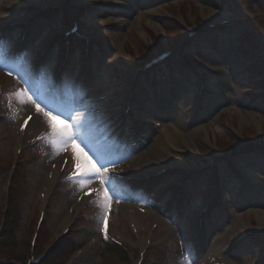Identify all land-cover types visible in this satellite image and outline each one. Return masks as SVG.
<instances>
[{
    "label": "rangeland",
    "instance_id": "1",
    "mask_svg": "<svg viewBox=\"0 0 264 264\" xmlns=\"http://www.w3.org/2000/svg\"><path fill=\"white\" fill-rule=\"evenodd\" d=\"M213 2L217 8L206 0H0L6 38L0 40V231L9 196L18 213L17 246L6 254L0 245V264H26L32 253L37 258L46 251L38 264L46 259L65 264L77 248L72 264H132L145 249L143 264H226L225 254L238 264H264V221L257 218L264 219V88L259 87L264 77L251 73L256 61L264 66V0ZM72 19L80 34L96 40L81 65L73 39L62 71L66 93L57 95L55 105L58 38L72 29ZM26 23V42L17 45ZM190 33L183 53L175 50L142 71L150 58L173 46L172 38L179 43ZM234 38L249 44L243 41L242 57L235 55ZM179 55L202 73L201 94ZM75 77L83 82L70 110L61 96L69 99ZM21 91L26 97L17 95ZM29 96L41 108L52 103L61 112L57 116L50 109L71 127L72 145L60 151L49 142L44 115L39 129L30 133L27 127L21 138L19 126L30 117L23 98ZM191 129H197L192 150L182 143ZM160 140L186 174L169 172L134 184L112 176ZM83 155L106 166L101 171L107 183L81 176L87 169ZM56 169L49 196L41 198ZM98 182L103 194L95 195L91 184ZM43 207L45 220L31 248ZM204 208L198 229L196 216ZM235 220L249 229L243 232ZM67 221L70 232L56 239ZM253 231L260 234L247 236ZM107 242L119 250L107 248ZM63 243L67 248L58 254L55 248Z\"/></svg>",
    "mask_w": 264,
    "mask_h": 264
},
{
    "label": "bare ground",
    "instance_id": "2",
    "mask_svg": "<svg viewBox=\"0 0 264 264\" xmlns=\"http://www.w3.org/2000/svg\"><path fill=\"white\" fill-rule=\"evenodd\" d=\"M0 18H3V15H1ZM4 19H6V17ZM154 27H155V30L157 32L160 30V28L158 26H154ZM123 56H124V54H123ZM7 76L10 77L9 75H7ZM22 96L23 97H26L25 96V93ZM23 99H24L25 103L28 105V108H27L28 111H29V114L28 115L32 117V119L30 121V124L28 126V131L30 133H32L33 130L39 129L40 124H41V120H43V118H44L43 117V112H38L37 110L32 109L31 106L29 107L28 99H25V98H23ZM57 121H61V120L57 119ZM195 132H197V129H191L190 135L186 139L185 138H182V143L184 144V146L189 147L190 150H192L193 145H194L193 139H194V136H195ZM24 137H25V134H22L21 135V138L23 139ZM21 144H22V141L18 145V149H21V147H22ZM150 152H154V153L159 154L161 156L160 159L159 160H157V159L155 160V157H150L149 156V153ZM49 154H52V150L51 149L49 151ZM89 162L91 164H94L89 159V157L87 155H85V157H84V166L88 168L90 166V163ZM140 163L145 164L147 168L144 169L143 167H141L140 166ZM59 164L61 165V160L59 161ZM60 165H58V166H60ZM182 166H183V164L177 163V161L172 156V154L169 153V151L167 150V147L166 146H163L161 144V140H160V141H157L156 142V145L152 146L147 151V153L140 154L139 157H137L136 159H134L132 161V163L130 164V166H129L128 169H126L124 171H121L120 173H118V172H115V173H117L119 175L122 174V175H124L125 178L130 177L131 179H138L139 177H144V176L149 175V173L152 174V173H155V172H159V171H161L163 169L172 168V167L183 168ZM184 168L185 169H188L186 166H184ZM58 169L54 170V172L52 174V177L53 178H51V181L49 180L46 183V185H45L46 188H45V191H44V193H43V195H42L41 198H47L49 196V194H50V192L52 190V186H53L52 184H53V182L56 181V177H57V174H58V172H57ZM149 169H152L153 171L152 172H147ZM144 171H146V173H142ZM91 185H92L93 188H95V191H96L95 192V195L96 194H103V190L101 189L100 182L94 183V184H91ZM41 211H42V209H41ZM128 218H129V220L131 221V223L133 225L136 224L135 226H140V225H138V221H136L137 220L136 217L129 216ZM257 218H258V220H263L264 221L263 217H261L260 215H257ZM235 222H237V224H240V225L242 224L241 221L235 220ZM68 223H69V221H67L66 225H64V227H62V230L61 231H63L64 229H66L68 227V225H67ZM242 225H241L240 229L245 228L243 232H245L246 229H249L245 225L244 226H242ZM192 235L195 238H199L197 230H193L192 231ZM142 244L144 246L145 242L143 243L141 241L139 246H141ZM215 250H216V252H219V248H216ZM225 255H226V257H225V263L226 264H238L236 262V260L235 261H230L228 254H225Z\"/></svg>",
    "mask_w": 264,
    "mask_h": 264
},
{
    "label": "trees",
    "instance_id": "3",
    "mask_svg": "<svg viewBox=\"0 0 264 264\" xmlns=\"http://www.w3.org/2000/svg\"><path fill=\"white\" fill-rule=\"evenodd\" d=\"M214 0H206V3L209 4V6L217 8L216 5H214ZM68 18V17H67ZM244 43L246 42L245 40H243ZM243 41L241 39L237 40V38L233 40V48L235 49V55L237 57H242L243 56V51H242V45H243ZM177 39L174 40V38H172V41H170L171 45H174L175 43H177ZM247 43V42H246ZM218 45V42L216 43V47ZM247 45H249L247 43ZM61 51L63 49V44L61 43ZM255 58V57H254ZM256 64H253V69H251V73H257L259 72V76H263L264 77V66L263 64H261L259 61H256ZM184 65L187 67L188 70H190L191 74L192 70L184 63ZM261 88H264V84H262L261 86H259ZM17 219H18V213L16 212V207L14 206V200L12 198V196L9 198V203H8V210L6 213V216L4 218L3 224L1 226V231H0V245L3 246V251L6 254H9L11 252V250L17 246V239L15 238V234L14 231L16 230V223H17ZM65 244L63 243L60 247H56L55 250L58 251V254H60L59 252H62L63 250H65L67 247H64ZM107 248L110 249H116L119 250L118 247L112 245L111 243L107 242ZM57 251L55 253H57ZM74 252V251H73ZM72 252V253H73ZM43 264H56L52 261H49L48 259H46Z\"/></svg>",
    "mask_w": 264,
    "mask_h": 264
},
{
    "label": "snow or ice",
    "instance_id": "4",
    "mask_svg": "<svg viewBox=\"0 0 264 264\" xmlns=\"http://www.w3.org/2000/svg\"><path fill=\"white\" fill-rule=\"evenodd\" d=\"M2 31V22H0V40H5L6 38L3 37ZM23 94L24 91L17 93L18 96ZM27 99L28 102L35 104L36 110L38 112H43V115L47 118L48 127L50 129L49 142L54 147H57L60 151H63L69 145L74 143L75 136L69 125L65 124L63 121H57V117L55 115H52L50 111H45L43 108H41L40 105L33 101L30 96ZM104 167L106 166L101 165L100 167H97L96 164L90 163V166L83 173H81V176L100 179L101 184H105L108 182V178L104 177L103 172L101 171V168ZM105 196L107 197L106 193Z\"/></svg>",
    "mask_w": 264,
    "mask_h": 264
}]
</instances>
